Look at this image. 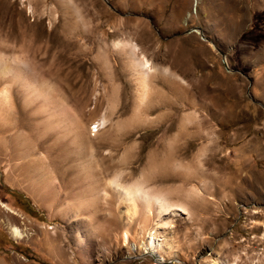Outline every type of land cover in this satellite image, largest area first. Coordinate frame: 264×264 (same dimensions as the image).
Masks as SVG:
<instances>
[{
  "label": "rangeland",
  "instance_id": "374dc122",
  "mask_svg": "<svg viewBox=\"0 0 264 264\" xmlns=\"http://www.w3.org/2000/svg\"><path fill=\"white\" fill-rule=\"evenodd\" d=\"M183 2L0 0V264H264V0Z\"/></svg>",
  "mask_w": 264,
  "mask_h": 264
},
{
  "label": "bare ground",
  "instance_id": "6f19581e",
  "mask_svg": "<svg viewBox=\"0 0 264 264\" xmlns=\"http://www.w3.org/2000/svg\"><path fill=\"white\" fill-rule=\"evenodd\" d=\"M184 3L185 2H183V0H180V4L178 6L179 12L181 11L182 7L184 6ZM198 5H199V2L197 1V6ZM194 12H195V9H194ZM195 30H197V29H195ZM119 44L120 43H118L117 45H119ZM121 45H120V47H121ZM124 45H125V47L130 45V47L132 49L131 50V54H132V58L135 61L133 66L136 68V71H137V74H138V77H139V81H140L139 83L141 85V93H140V95H141V98H145L148 95V93H149L150 75H151V72L155 70V66L151 63L152 61H150L148 58L145 57V55H143V57L141 59L136 58V50L139 51L141 49L137 43L132 42V43H129V44H124ZM142 52L144 54L143 50H142ZM128 191L130 192V195L132 196V199H136L137 197H139V193L141 192V188L140 187H135V188L128 189ZM179 206L180 205L177 206L178 207L177 209L181 210L183 207L180 208ZM173 209H175V208L173 207ZM80 219L82 220V218H80ZM6 227L8 228L9 232L16 238H23L25 236V232L23 231V229L20 228L17 225L7 224ZM127 236H128V234H127ZM150 244H152V246L162 245V243H158L157 244V242L154 240V238H153V240H151ZM154 249H155V247H154ZM217 263L218 264H223V262L221 260L217 261Z\"/></svg>",
  "mask_w": 264,
  "mask_h": 264
},
{
  "label": "water",
  "instance_id": "95a60500",
  "mask_svg": "<svg viewBox=\"0 0 264 264\" xmlns=\"http://www.w3.org/2000/svg\"><path fill=\"white\" fill-rule=\"evenodd\" d=\"M194 30H195V28H192V29L188 30V33L193 32Z\"/></svg>",
  "mask_w": 264,
  "mask_h": 264
}]
</instances>
